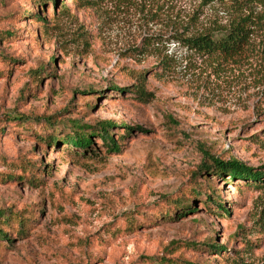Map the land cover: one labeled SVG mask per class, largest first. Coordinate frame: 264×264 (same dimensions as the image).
<instances>
[{"label":"rangeland","instance_id":"1","mask_svg":"<svg viewBox=\"0 0 264 264\" xmlns=\"http://www.w3.org/2000/svg\"><path fill=\"white\" fill-rule=\"evenodd\" d=\"M40 1L0 0V264H264L261 189L197 170L264 164V0ZM236 20L234 54L183 44ZM71 120L112 121L120 151L44 143Z\"/></svg>","mask_w":264,"mask_h":264},{"label":"trees","instance_id":"2","mask_svg":"<svg viewBox=\"0 0 264 264\" xmlns=\"http://www.w3.org/2000/svg\"><path fill=\"white\" fill-rule=\"evenodd\" d=\"M46 0H41V7ZM52 3L55 0H51ZM37 18L38 15H35ZM41 19V18H40ZM248 31L244 24V20H236L234 22H230L226 28L219 31L217 34L213 33H203L197 34L192 36H187L183 38V44L186 48L199 53V54H218L222 56H228L230 54H234L239 51L244 44L247 42ZM111 89H120L116 86H111ZM135 90L137 92L136 95L141 99H145L146 92L144 91L142 86L136 85ZM50 117L44 118V122H48ZM114 125V123L110 120H100L93 125L79 123L76 120H71L70 126L71 130L67 133H64L61 138H59L56 134L50 133L44 136V143L51 145V147L58 144L59 141H63L64 143L68 144L74 149H78L81 153L91 152V136L96 135L101 140V145L104 147V151L106 153H117L120 151V143L118 142L117 138L113 136L109 132V129ZM123 128L126 133L131 129L127 125H123ZM119 141L122 138V135H118ZM202 153V161L198 167V173L203 171L211 172L214 175L222 178L224 175H227L231 179H240L247 183H252L257 189H261V192L264 196V164L259 166H249L245 164L242 160H239L235 157H227V158H220L217 156H212L206 150L201 149ZM208 161V162H206ZM201 189H193L192 194L193 196H198L201 193ZM204 198L208 201H213L216 209L227 212L226 208H224L221 202L215 201V196L211 194H205ZM190 200L189 198L186 199ZM175 208L179 210V215L187 214L189 211H192L194 207L184 204L179 205ZM264 201V199H263ZM173 217H178L174 215ZM11 218L9 215H5V210L0 209V240L2 241H9L10 238L7 236V232L1 228L2 224H7L8 219ZM18 220V231L22 232L24 230L23 219L22 217ZM209 250H214L218 252L222 249L221 246L215 243H209L207 245ZM171 259L169 258H160L157 264H171ZM187 264H192L190 262H186ZM237 264H251L247 262H239Z\"/></svg>","mask_w":264,"mask_h":264}]
</instances>
